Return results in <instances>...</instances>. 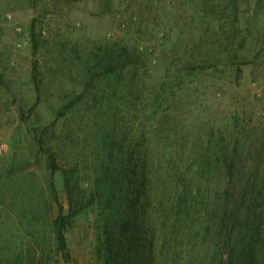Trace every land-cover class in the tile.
<instances>
[{"label":"trees","instance_id":"trees-1","mask_svg":"<svg viewBox=\"0 0 264 264\" xmlns=\"http://www.w3.org/2000/svg\"><path fill=\"white\" fill-rule=\"evenodd\" d=\"M184 1L196 2L200 24L171 44L170 55L183 56L175 77L148 79L147 68L139 78L149 54L138 43L112 39L70 52L81 93L53 123L31 129L46 184L27 163L0 168V264H68L66 235L92 206L102 264H264V120L211 112L195 84L223 64L239 77L247 63L240 51L264 49L260 38L236 42L250 28L239 25L243 6L257 12L264 0ZM161 46L152 68L169 60V43Z\"/></svg>","mask_w":264,"mask_h":264},{"label":"rangeland","instance_id":"rangeland-1","mask_svg":"<svg viewBox=\"0 0 264 264\" xmlns=\"http://www.w3.org/2000/svg\"><path fill=\"white\" fill-rule=\"evenodd\" d=\"M184 2L174 0L169 5L164 0H88L68 7L41 0L32 7L24 0H0V76L4 80V85L0 84V147L4 148L0 168L27 163L28 172L38 175L46 184L45 167L31 129L53 123L57 110L81 93V83L66 62L73 48L88 49L112 39L128 41L132 46L138 43L139 49L149 54L139 78L145 77L147 68L152 70L148 79L175 77L182 70L179 59L183 56L170 55L171 44L177 38H186L191 28L200 24L196 2ZM253 9L254 6H243L239 25L242 29L250 28L236 42L246 43L247 38L264 40V9ZM34 25L39 44L36 52ZM163 42L169 43V60L157 69L152 68L160 65ZM260 51L254 46L240 51L247 63L241 66L243 73L239 77L236 67L223 64L217 72L196 79L198 95L201 101L210 100L207 105L211 112L220 110L231 117L238 111L246 123L264 120V49ZM221 52L222 56L228 55L227 51ZM202 56L201 52L194 54L195 58ZM36 77L42 81L41 86ZM209 114L205 112L206 116ZM76 123H80L79 118ZM56 186L67 209L61 172L56 175ZM99 212L98 206H92L67 233L68 264H102L96 237ZM59 264L65 263L61 260Z\"/></svg>","mask_w":264,"mask_h":264},{"label":"built area","instance_id":"built-area-1","mask_svg":"<svg viewBox=\"0 0 264 264\" xmlns=\"http://www.w3.org/2000/svg\"><path fill=\"white\" fill-rule=\"evenodd\" d=\"M3 151H4V148L0 147V155L3 153Z\"/></svg>","mask_w":264,"mask_h":264}]
</instances>
